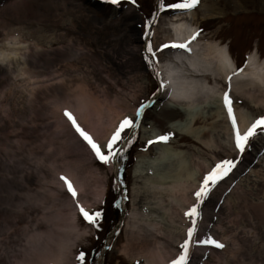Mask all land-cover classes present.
<instances>
[{"label":"rangeland","instance_id":"obj_1","mask_svg":"<svg viewBox=\"0 0 264 264\" xmlns=\"http://www.w3.org/2000/svg\"><path fill=\"white\" fill-rule=\"evenodd\" d=\"M178 2L182 0H120L119 5L106 0H39L31 7L26 0H0V46L7 36H16L26 44L23 59L12 65L0 61V264H40L31 237L45 233L52 225L47 218L56 212L76 214V228L66 225L70 237H76L69 256L63 257L71 264H81L77 259L81 253L83 264H145L146 253L152 258L160 253L173 264L183 254L181 246L193 229L189 259L198 257L205 264H264V145H260L264 132L258 129L241 153L231 138V119L226 120L230 139L227 144L217 143L215 150L168 128V123L182 119L183 113L164 106L158 61L173 48H163L168 43L159 24L181 11L170 7ZM191 10H195L194 24L200 34L205 40L228 44L238 69L244 68L247 55L256 47L264 60V0H199ZM207 11L217 16L204 18ZM149 44L154 57L147 51ZM225 90L232 109H247L255 121L264 117L263 106L251 105L229 86ZM84 92L99 99L103 109L110 102L116 114L128 112L116 118V128L108 133L103 123H97V132L90 133L94 118L84 113L78 116L71 107L56 111L63 102ZM65 111L105 155L122 121H133L136 127H126L113 145L120 150L113 158L119 165L117 171L111 161L105 164L96 157ZM60 115L63 122L58 123ZM213 122L198 121V126L209 127ZM145 130L168 136L178 148L191 151L190 146L182 145L198 146L202 155L194 154L214 167L223 161L236 162L202 203L195 195L188 211L197 207V217L178 211L181 216L172 225L178 243L156 236L163 243L159 251L151 242L144 244L143 237L154 232L135 237L128 225L134 200L133 168L140 156L155 148L144 140ZM218 133L221 135L215 132L216 136ZM69 136L77 137L85 150L68 147ZM70 165L77 168L78 181L69 178L77 192L75 198L61 179H68L69 174L56 175L55 171ZM253 167L258 171L250 174ZM106 182V200L102 202ZM141 201L140 196L138 205ZM77 204L89 214L102 213L98 226L83 218ZM209 237L225 247L200 243Z\"/></svg>","mask_w":264,"mask_h":264},{"label":"bare ground","instance_id":"obj_2","mask_svg":"<svg viewBox=\"0 0 264 264\" xmlns=\"http://www.w3.org/2000/svg\"><path fill=\"white\" fill-rule=\"evenodd\" d=\"M26 1L27 5L31 7L34 3L39 2V0ZM216 16L214 12L207 11L204 18H215ZM194 21L195 10L186 13L177 11L164 23L159 24V29L164 31L168 44L187 43L190 49V51L183 49L167 51L164 53V58L158 61V73L163 78L161 93L165 101L164 106L178 109L183 113V118L169 122L168 128L180 136L191 138L204 148L215 150L219 147L217 143L227 144V139L231 137L228 131L229 122H226L230 117L224 104V95L227 93L225 86H229L231 92L251 105L264 107V60L259 58L255 46L256 48L247 55L241 72L231 55L228 44L205 40L204 36L198 32L199 28L194 24ZM194 36L196 38L192 39ZM189 41L191 42L189 43ZM5 42L0 46L1 62L12 65L17 60L23 59L22 52L26 49V44L21 39L16 36H7ZM33 58V56L30 57V59ZM30 59L28 62L32 61ZM229 77H231V81H229ZM133 78L135 81L137 80V76ZM67 107L73 108L78 116L84 113V115L87 114L94 118V124L88 128L90 133L97 132V123H103L105 132L108 133L110 128L111 130L116 128V118L128 112V110H124L122 113L116 114V110L111 108L110 102L107 108L103 109L99 99L96 100L86 92L71 101L63 102L56 111L60 112ZM233 113L236 117L237 127L243 135L252 126L255 119L245 108L234 107ZM141 115L142 113L139 114L140 117ZM207 119L214 120L211 126L208 127L206 124L198 126V121L205 123ZM57 122H63L61 115ZM218 129L220 130L218 131ZM215 132H221V135L218 133L216 136ZM161 136L160 132L154 130H145L144 132L146 142L158 141ZM69 137L68 147L75 148L77 146L80 147L79 149L85 150L82 148L81 141L76 140L77 137L75 139L72 136ZM217 137L220 141L217 140ZM81 138L83 139V137ZM231 138L235 139V129ZM174 143H176L174 140L155 142V148L140 156L133 168L134 200L128 225L135 237L140 236L139 234L142 232H154L149 237H143L144 244L148 245L151 242L158 251L163 247V243L156 237L158 235L173 240L175 243L180 241L179 236L174 234L172 225L176 222V218L181 216L178 215L179 212L185 214L188 211L195 198L194 192L201 188L205 178L215 168L208 159L198 156L202 155V150L198 146L182 145V147L190 146V151L175 147ZM260 145H264V134ZM222 146L221 144L220 147ZM213 157L217 163V157L214 155ZM261 160V157L257 158L258 162ZM111 166L115 171L119 169L115 159L111 160ZM76 169L75 165H70L69 167L56 168L55 171L56 175L67 172L68 180L73 178L75 183L78 181L75 177ZM257 171L258 168L253 167L249 173L254 174ZM102 188L103 194H106L107 182L103 184ZM140 196L142 201L138 205L137 201ZM66 207H70V205L66 204ZM123 221L124 219L121 220L120 225ZM47 223L52 224L51 228L49 227L43 234L31 237L32 245L39 253L40 264H47L50 261H57L58 264H71L67 260H63V257L69 256L71 243L73 240L76 241L75 235L70 237L68 233L69 229L76 228V214L68 215L65 212L64 214L56 212L47 218ZM67 224L70 226L69 229L66 228ZM58 229V234L55 236L54 232ZM147 254L144 256L145 264L169 263L166 257L160 253L153 258ZM190 263L205 264L203 259L198 257L195 260L188 258V264Z\"/></svg>","mask_w":264,"mask_h":264},{"label":"snow or ice","instance_id":"obj_3","mask_svg":"<svg viewBox=\"0 0 264 264\" xmlns=\"http://www.w3.org/2000/svg\"><path fill=\"white\" fill-rule=\"evenodd\" d=\"M106 2L111 3L113 5H119L120 0H106ZM199 3V0H182V2L174 3L170 5L172 9H177L181 10L182 12H188L192 8L196 7V5ZM161 9L163 10L164 5L161 3L160 5ZM196 37L194 36L192 39H195ZM191 41H189L190 43ZM163 48H173V49H183L185 51H190L188 44L187 43H171V44H165L163 45ZM147 51L154 57L155 52L152 51V47L149 44ZM151 63V61H150ZM241 72L243 69L240 70ZM239 74V73H237ZM229 81H231V77H229ZM224 104L225 107L227 108L229 117L231 119L233 128L235 129V144L236 147L239 149L241 153H243L248 146V141L250 138L255 136L257 134V130L259 129L261 132H264V117L256 120L252 126L248 129L246 133L243 135L241 134L239 128L237 127V121L236 117L233 113L232 109V102L228 96L227 93L224 95ZM139 115V113H138ZM65 116L72 122L73 126L75 127L76 131L80 134L81 137L87 143L91 146L92 151L95 153L96 157L103 163L107 164L109 163L120 151L119 149H114L113 145L116 144V142L121 138V132L124 131L126 127L128 128H135L136 125L133 123V121L129 119H125L122 121L120 124L119 129L113 134L111 141L107 145V151L108 155H105L104 152L101 151V148L99 145L93 142L92 138L85 132L83 131L79 125L77 124L76 120L73 118L71 113L65 111ZM168 136H161L158 138V141H150L149 143H155V142H166L168 140ZM236 162L234 161H223L220 164L216 165V167L208 174V176L205 178L203 181V185L201 188L195 193L197 200L202 203L203 200L208 196L209 192L211 191V187L215 186L220 180L224 179L230 172L231 170L235 167ZM62 180H64L66 186H67V191L70 193V195L75 198L77 196V192L73 186V184L66 178V177H61ZM77 207L79 208L80 213L82 214L83 218L90 224H94L98 226L97 221L99 218H101L102 213L100 212H95L94 214H89L82 206L77 204ZM187 216L189 217H197L199 215L197 211V207H192L190 211L186 213ZM195 219H193V224H195ZM194 234V229L189 230L188 232V237L189 240L186 241L181 247L183 248V254L179 257L178 260L173 261V264H188V255H189V247H190V241L191 238L193 237ZM203 245H211L215 248L218 249H223L225 245L211 237L201 241ZM77 259L81 261V264H83L85 256L83 253H81Z\"/></svg>","mask_w":264,"mask_h":264},{"label":"water","instance_id":"obj_4","mask_svg":"<svg viewBox=\"0 0 264 264\" xmlns=\"http://www.w3.org/2000/svg\"><path fill=\"white\" fill-rule=\"evenodd\" d=\"M120 226V225H119ZM104 252H105V250H104Z\"/></svg>","mask_w":264,"mask_h":264}]
</instances>
